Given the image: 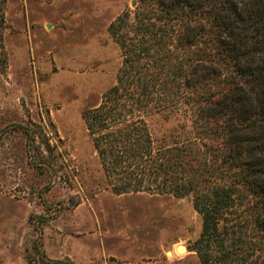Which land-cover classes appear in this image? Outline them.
<instances>
[{
  "label": "rangeland",
  "instance_id": "374dc122",
  "mask_svg": "<svg viewBox=\"0 0 264 264\" xmlns=\"http://www.w3.org/2000/svg\"><path fill=\"white\" fill-rule=\"evenodd\" d=\"M136 1L0 0V264H199L191 197L113 194L82 118L115 83L108 26ZM187 109L150 112L153 137L184 139Z\"/></svg>",
  "mask_w": 264,
  "mask_h": 264
},
{
  "label": "trees",
  "instance_id": "16d2710c",
  "mask_svg": "<svg viewBox=\"0 0 264 264\" xmlns=\"http://www.w3.org/2000/svg\"><path fill=\"white\" fill-rule=\"evenodd\" d=\"M108 33L121 65L82 118L111 192L189 196L199 264H264V0H137ZM180 104L166 145L146 116Z\"/></svg>",
  "mask_w": 264,
  "mask_h": 264
},
{
  "label": "bare ground",
  "instance_id": "6f19581e",
  "mask_svg": "<svg viewBox=\"0 0 264 264\" xmlns=\"http://www.w3.org/2000/svg\"><path fill=\"white\" fill-rule=\"evenodd\" d=\"M177 251H178V252H182V251H184V249H183L182 247L178 246V247H177Z\"/></svg>",
  "mask_w": 264,
  "mask_h": 264
},
{
  "label": "water",
  "instance_id": "95a60500",
  "mask_svg": "<svg viewBox=\"0 0 264 264\" xmlns=\"http://www.w3.org/2000/svg\"><path fill=\"white\" fill-rule=\"evenodd\" d=\"M132 5H134V2L132 3ZM181 247V246H180ZM183 248V247H182ZM184 249V248H183Z\"/></svg>",
  "mask_w": 264,
  "mask_h": 264
}]
</instances>
